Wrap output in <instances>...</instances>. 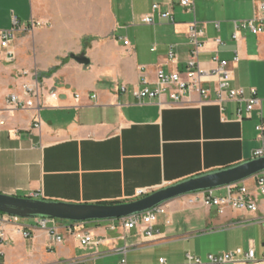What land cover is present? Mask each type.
<instances>
[{"label":"crops","instance_id":"obj_1","mask_svg":"<svg viewBox=\"0 0 264 264\" xmlns=\"http://www.w3.org/2000/svg\"><path fill=\"white\" fill-rule=\"evenodd\" d=\"M180 1L0 0V29L11 28L14 18L22 26L32 18L43 23L29 32H16L8 49L13 55L0 48L1 193L54 202H124L136 199L139 189L155 191L253 158L252 152L261 145L256 128L262 121L260 110L240 119L237 113L245 102H215L216 76L203 84L210 90L206 99L194 91L183 103L160 105L156 98L140 102L132 93L146 85L154 88L159 69L168 74L185 69L191 47L187 23L196 20L203 30L202 67L215 69L216 56L227 60L231 86L247 93L254 88L264 98V32L254 35L243 29L238 40L232 36L233 21L264 17L258 8L264 0H195L194 12L186 11ZM155 3L171 12L175 22L143 23L142 15ZM88 37L92 40L85 45ZM171 47L175 60L168 57ZM82 52L89 65L69 55ZM23 71L38 74L42 91L38 109L8 105V96L21 94L22 84L33 79ZM123 84L125 92L120 89ZM37 111L39 128L34 126ZM261 111L264 116V105ZM254 179L244 183L253 189ZM214 192L225 194L226 187ZM166 206L165 222L168 216L172 222H164L161 230L157 217L154 224L160 234L151 239L141 227L124 237L121 227L111 229L117 220L59 221L65 239L53 243L33 219L24 220L33 237L26 239L8 227L0 264H118L123 256L118 249L125 246L127 264L128 253L136 248L143 249L140 262L161 264L162 251L151 250L166 246L170 241L166 235L175 230H183L185 239L196 236V230L204 232L194 240L196 248L206 243L208 253L254 247L257 258L264 256V195L259 196L256 212L205 208L188 203L186 195ZM187 210L197 211L199 217L188 227L177 225L176 215ZM70 225L75 231L93 233L101 242L81 246L68 232Z\"/></svg>","mask_w":264,"mask_h":264},{"label":"built area","instance_id":"obj_2","mask_svg":"<svg viewBox=\"0 0 264 264\" xmlns=\"http://www.w3.org/2000/svg\"><path fill=\"white\" fill-rule=\"evenodd\" d=\"M180 5L186 9V11L194 12L195 0H181ZM259 10L264 12V1L259 4ZM14 18V17H13ZM141 20L145 24H155L157 22H175V19L171 12L163 10L158 3L153 4L151 11L142 15ZM196 20H193L188 24L187 38L189 44L191 45L189 51V59L186 63L185 69L183 71H174L165 73L162 69L157 71L156 86L150 88L148 85L144 86L143 89H136L134 93L135 97L142 102L145 99H158L160 105L169 104L176 105L183 103L185 98L191 95L192 92H199L205 99L209 96L210 90L204 87V83L209 81L210 77L216 76L218 78V85L216 86V99L215 102L223 103L224 101H242L245 102V108H239L238 117L240 119L244 117H251L254 110L258 109L262 121L256 126L259 132V141H261L260 147L256 148L253 154V158L264 156V116L261 111L264 105V98L257 96L256 89L252 88L247 91L244 88H235L231 86L232 80V70L230 69V63L227 60H219L215 57V61L218 63L216 68L213 70H208L202 67L199 63V53L200 49L204 46V41L201 40L203 35V30L198 27ZM234 22V34L232 35L234 39L238 40L239 32L243 29L249 30L252 34L257 35L264 32V17H255L252 19L236 20ZM43 25L39 20L32 18L27 26L19 25L16 18H14V25L11 28L0 29V48L9 49L10 43L14 40L17 31H31L32 29ZM126 45H130L129 40L124 39ZM217 42L220 39H216ZM168 54L169 59L175 60V52L171 47ZM9 54L12 51L8 50ZM239 60L237 55L234 62ZM22 75H31L33 78L31 82L23 83L21 86V94L11 93L8 97V105L14 108H39L40 99L42 91L38 83L39 78L37 73H29L28 71H23ZM144 82L148 84V80L144 79ZM121 91L125 92L127 86L125 84L121 85ZM51 92L50 94H53ZM97 97V95H94ZM40 116L37 111L34 126L40 127ZM3 123V122H2ZM255 187L252 189L250 186L241 183H234L226 186V193L222 195H215L214 189L204 190L200 192H195L188 194V203L196 204L200 203L205 208L216 207L220 210L225 207H230L236 210H245L250 212L258 211L259 207V196L264 195V172L255 176ZM152 192L148 189H139L136 193L135 198L147 196ZM167 206L158 205L153 209H149L146 212L134 214L132 216L123 217L117 219V224H111V229H116L121 227L124 232V237L126 233L134 228L141 227L143 229L146 238H154V236L159 235V230L155 229V224L159 214H167ZM23 218L18 216H13L0 211V256H2L3 251L1 246L8 241L7 228L12 227L15 233L23 235L24 238L29 239L33 237V229L24 223ZM38 229H43L47 232L50 237V241L53 243H59L64 240V235L60 233L58 228L59 220L55 218H33ZM172 222V219L168 216L166 218V224ZM79 224V223H71ZM67 227L68 232L73 234L76 240L79 241L80 245L83 247L88 246H98L101 239L95 237L93 233L89 231L77 230L75 231L73 227ZM119 252L123 254L121 260L118 264H127L126 250L128 247L125 246L123 249H118ZM97 252V251H96ZM98 253V252H97ZM1 258V257H0ZM187 260L189 264H264V256L262 258H257L254 247H250L246 252L237 249L229 252H224L221 254H211L207 256V259L202 262V259L198 256L192 254H187ZM164 259L160 260L161 264L164 263Z\"/></svg>","mask_w":264,"mask_h":264},{"label":"water","instance_id":"obj_3","mask_svg":"<svg viewBox=\"0 0 264 264\" xmlns=\"http://www.w3.org/2000/svg\"><path fill=\"white\" fill-rule=\"evenodd\" d=\"M69 55L80 64L89 65L90 63L85 52ZM262 172H264V156L197 175L152 191L147 196L116 204L54 202V200L14 196L0 192V211L23 219L55 218L81 224L89 221L117 220L167 204L179 196L241 183Z\"/></svg>","mask_w":264,"mask_h":264},{"label":"rangeland","instance_id":"obj_4","mask_svg":"<svg viewBox=\"0 0 264 264\" xmlns=\"http://www.w3.org/2000/svg\"><path fill=\"white\" fill-rule=\"evenodd\" d=\"M197 214H198L197 211H190V210H187V211L182 212V213H178L176 215V219H178V221H179L177 225L182 226V223H184V225L186 227H188L186 224H188L191 220H193L192 222L196 221V218L199 217ZM25 220L28 222V221H31L32 219H25ZM59 221L68 223V221H65V220H59ZM164 222H165V215L159 214L157 224H159V227L161 228V230L166 228ZM187 232H192V231L188 230ZM195 232H198L197 234H195L196 236H192L190 238L188 237L185 239L182 236L185 234L183 230H179V231L175 230L174 232H171V233L166 235V237L168 239H170V241L167 242V245L165 243L166 246H163L162 248H156V249L154 248L156 246H153L154 249H152L151 251L152 252L162 251V258L164 260L165 259L167 260L166 264H186L188 253H191L194 256H196V255L199 256L203 262L207 259L208 255H211L213 253L207 252L206 247H208V245L206 243L203 244L202 248H196L197 243L195 242L194 238L198 237L197 235L202 236V234H204V232L199 231V230H196ZM142 250H143L142 248H139V249L136 248V250L135 249L131 250L127 256L128 261L131 264H148V263L140 262L143 258V251ZM197 250H200V252H197ZM163 251H166V252L170 251L169 255L168 256L163 255ZM96 260H97V258H96Z\"/></svg>","mask_w":264,"mask_h":264},{"label":"trees","instance_id":"obj_5","mask_svg":"<svg viewBox=\"0 0 264 264\" xmlns=\"http://www.w3.org/2000/svg\"><path fill=\"white\" fill-rule=\"evenodd\" d=\"M90 40H92V38L91 37H88V38H85L84 40H83V42L85 43V45L86 44H88L89 42H90ZM65 60L66 59H63V62H65ZM56 69L54 68V69H52L51 71L49 70V72H48V74H51L53 71H55ZM116 203H119V202H117V201H112V202H101V203H99V204H116ZM70 222V221H69ZM68 222V223H69ZM70 223H73V222H70Z\"/></svg>","mask_w":264,"mask_h":264}]
</instances>
